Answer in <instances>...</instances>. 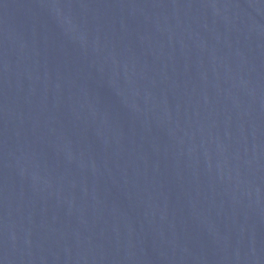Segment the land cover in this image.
<instances>
[{
	"label": "water",
	"instance_id": "water-1",
	"mask_svg": "<svg viewBox=\"0 0 264 264\" xmlns=\"http://www.w3.org/2000/svg\"><path fill=\"white\" fill-rule=\"evenodd\" d=\"M0 264H264V0H0Z\"/></svg>",
	"mask_w": 264,
	"mask_h": 264
}]
</instances>
